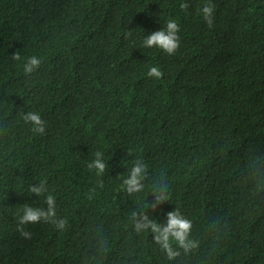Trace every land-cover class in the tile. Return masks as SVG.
Instances as JSON below:
<instances>
[{
  "label": "trees",
  "instance_id": "trees-1",
  "mask_svg": "<svg viewBox=\"0 0 264 264\" xmlns=\"http://www.w3.org/2000/svg\"><path fill=\"white\" fill-rule=\"evenodd\" d=\"M169 19L176 53L144 47ZM33 55L42 64L25 75ZM97 151L100 177L87 167ZM136 159L149 186L129 196ZM152 181L170 200L150 218L179 208L199 243L174 261L130 220ZM41 182L68 225L28 224V239L17 214L46 208L28 191ZM0 264H264V0H0Z\"/></svg>",
  "mask_w": 264,
  "mask_h": 264
},
{
  "label": "clouds",
  "instance_id": "clouds-1",
  "mask_svg": "<svg viewBox=\"0 0 264 264\" xmlns=\"http://www.w3.org/2000/svg\"><path fill=\"white\" fill-rule=\"evenodd\" d=\"M179 7L182 10H187L189 4L186 2L181 3ZM214 8L215 5L206 3L202 9H198L210 28L213 26ZM179 32L180 27L178 23L175 20L169 19L165 27L145 37L143 46L160 49L169 56L174 55L180 47ZM127 35L131 36V31ZM12 59L20 61L22 57L16 52L12 55ZM41 64L42 60L40 57L36 55L27 57L23 64L24 74L30 76L40 68ZM147 76L160 79L163 73L158 67H151L147 72ZM20 119L24 124L31 126V131L34 134L43 135L45 133L46 122L41 118L39 113L34 111H27L25 113L21 111ZM87 167L89 171H94L97 177L102 176L108 168L106 161L99 151L95 153V158L87 164ZM149 179L148 164L143 159H136L133 166L129 169L127 176L123 178L120 189L129 196L142 193L149 186L147 183ZM97 186L103 188V182L97 181ZM28 191L37 197L44 196L46 208L32 207L27 204L22 208V215L17 214V231L20 232L21 236L30 239L31 233L25 231V226L39 222L49 223L56 229L64 231L68 225V220L57 217L56 198L52 194L46 195L48 193L46 182L30 185ZM92 191L94 189H90V193ZM150 192L153 199L147 201L139 211L131 213L130 220L132 221L134 231L137 234L150 232L153 242L169 261L176 260L182 253L187 255L194 249H197L199 247L198 241L191 238L192 222L179 208L166 213V223H160L156 219L150 218L149 209L155 213L160 210L161 205L170 200L167 183L152 181Z\"/></svg>",
  "mask_w": 264,
  "mask_h": 264
}]
</instances>
